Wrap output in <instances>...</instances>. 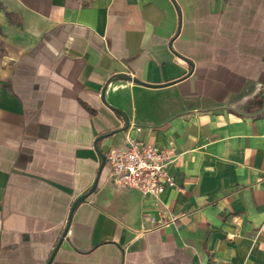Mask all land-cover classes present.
<instances>
[{
    "label": "crops",
    "instance_id": "obj_1",
    "mask_svg": "<svg viewBox=\"0 0 264 264\" xmlns=\"http://www.w3.org/2000/svg\"><path fill=\"white\" fill-rule=\"evenodd\" d=\"M128 138L174 159L159 204L108 181ZM60 241L50 264H264V0H0V264Z\"/></svg>",
    "mask_w": 264,
    "mask_h": 264
},
{
    "label": "built area",
    "instance_id": "obj_2",
    "mask_svg": "<svg viewBox=\"0 0 264 264\" xmlns=\"http://www.w3.org/2000/svg\"><path fill=\"white\" fill-rule=\"evenodd\" d=\"M173 160L167 150L128 138L126 145L112 148L107 154L108 181L135 188L159 204L166 188L175 185V178L168 172Z\"/></svg>",
    "mask_w": 264,
    "mask_h": 264
},
{
    "label": "water",
    "instance_id": "obj_3",
    "mask_svg": "<svg viewBox=\"0 0 264 264\" xmlns=\"http://www.w3.org/2000/svg\"><path fill=\"white\" fill-rule=\"evenodd\" d=\"M117 78L122 79V80H127V81H131V80H133V81H135V82H140V81L137 80V79H132L131 77H128V76L123 75V74L118 75ZM110 108L113 109L114 111H117V112L123 114V115L125 116V127H124V129H128L129 124H130L129 119H128V116H127L123 111H121V110H119V109H117V108H115V107L110 106ZM105 163H106V157L103 156L102 168L104 167ZM97 184H98V181L93 185V187L90 189V191H89L88 193H86V194L80 196V197L75 201V203L73 204V207H72V213H73V211L77 208V206H78L79 204H81L82 202H84V201H85V200H86V199H87V198H88V197H89V196H90V195L96 190V188H97ZM66 233H67V232L65 231V233L63 234V237H65ZM60 245H61V241H60V242L58 243V245L56 246L55 251H54L53 255L51 256V258H50V260L48 261L47 264H50V263H51V261H52L54 255H55L56 251L58 250V248L60 247Z\"/></svg>",
    "mask_w": 264,
    "mask_h": 264
}]
</instances>
